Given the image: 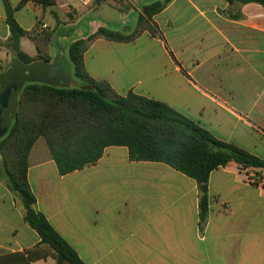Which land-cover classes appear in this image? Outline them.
I'll list each match as a JSON object with an SVG mask.
<instances>
[{
  "label": "crops",
  "instance_id": "1",
  "mask_svg": "<svg viewBox=\"0 0 264 264\" xmlns=\"http://www.w3.org/2000/svg\"><path fill=\"white\" fill-rule=\"evenodd\" d=\"M53 1L44 8L32 0L15 10L28 33L21 50L36 58L34 40L52 35L49 61L40 62L62 57L65 82L77 86L69 57L74 41L101 28L130 34L142 7L166 0H125L127 10L115 1ZM8 2L16 9L21 0ZM6 19L0 0V78L15 61L6 47ZM38 24L48 29L32 36ZM150 24L152 31L131 42L92 40L84 55L89 77L118 95L161 102L264 161V7L170 0ZM259 171L234 162L214 170L202 228L197 181L164 163L131 161L127 147H108L95 165L62 176L41 137L30 151L27 176L36 209L84 264H264V182L248 179ZM39 242L2 171L0 264H57L52 257L25 263V252Z\"/></svg>",
  "mask_w": 264,
  "mask_h": 264
},
{
  "label": "trees",
  "instance_id": "2",
  "mask_svg": "<svg viewBox=\"0 0 264 264\" xmlns=\"http://www.w3.org/2000/svg\"><path fill=\"white\" fill-rule=\"evenodd\" d=\"M29 1L21 0L16 9L3 0L10 38L6 47L15 61L33 65L49 61L47 48L52 35L34 40L40 52L31 58L21 50V39L28 33L20 27L14 13ZM44 8L55 5L53 0H35ZM170 0L156 1L142 7L136 29L130 34L101 28L88 37L74 41L69 57L74 78L81 87L26 83L17 97L14 120L8 133L0 140V154L8 188L16 194L25 209V221L36 231L40 242L28 249L25 263L52 257L57 264H84L76 251L56 232L46 217L36 209V197L28 182V157L39 138L47 142L60 175L64 176L95 165L111 146L127 147L131 161L164 163L197 181L200 201V226L208 219V183L211 173L229 163L242 169H258L264 177V161L249 152L216 139L169 106L132 92L118 95L105 81H96L85 70L84 55L89 43L97 37L115 42H131L145 30ZM257 3L264 0H232ZM101 6L109 0H93ZM128 8H126L127 10ZM44 38L46 40H44Z\"/></svg>",
  "mask_w": 264,
  "mask_h": 264
},
{
  "label": "water",
  "instance_id": "3",
  "mask_svg": "<svg viewBox=\"0 0 264 264\" xmlns=\"http://www.w3.org/2000/svg\"><path fill=\"white\" fill-rule=\"evenodd\" d=\"M65 61L59 57L55 64L38 62L24 65L14 61L0 78V140L9 131L14 120L17 97L26 83L38 82L65 86Z\"/></svg>",
  "mask_w": 264,
  "mask_h": 264
},
{
  "label": "rangeland",
  "instance_id": "4",
  "mask_svg": "<svg viewBox=\"0 0 264 264\" xmlns=\"http://www.w3.org/2000/svg\"><path fill=\"white\" fill-rule=\"evenodd\" d=\"M116 2L120 7L119 8H124L125 10H126V8H128V9H130V5L129 4H127L126 3V1L124 0H109V2H111V4H114L113 2ZM109 2H107V3H109ZM115 3V4H116ZM115 7H117V5H114ZM121 10H123V9H121ZM141 12H142V8H141V10H140ZM144 28L145 29H149V30H153V26L150 24V21H148V22H145L144 23ZM49 43H50V45H51V43H52V39L49 41ZM82 86V82L81 81H78V85L77 86H75V87H81ZM0 173L2 174V171L4 172V174H6L5 173V171H4V168H3V163H2V161H3V159H2V156H1V154H0ZM18 198V197H17ZM19 199V198H18ZM20 200V199H19ZM22 203V202H21Z\"/></svg>",
  "mask_w": 264,
  "mask_h": 264
},
{
  "label": "built area",
  "instance_id": "5",
  "mask_svg": "<svg viewBox=\"0 0 264 264\" xmlns=\"http://www.w3.org/2000/svg\"><path fill=\"white\" fill-rule=\"evenodd\" d=\"M48 29V26L46 24H38L34 30L31 32L32 36H38L41 35L44 31ZM248 179L252 182H264V177L256 176L255 174L248 176Z\"/></svg>",
  "mask_w": 264,
  "mask_h": 264
}]
</instances>
